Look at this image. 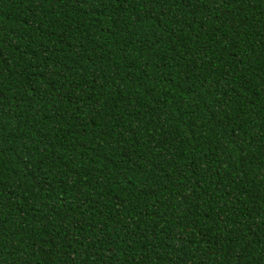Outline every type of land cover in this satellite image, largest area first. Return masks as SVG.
I'll use <instances>...</instances> for the list:
<instances>
[{"label":"trees","instance_id":"obj_1","mask_svg":"<svg viewBox=\"0 0 264 264\" xmlns=\"http://www.w3.org/2000/svg\"><path fill=\"white\" fill-rule=\"evenodd\" d=\"M0 264H264V0H0Z\"/></svg>","mask_w":264,"mask_h":264}]
</instances>
